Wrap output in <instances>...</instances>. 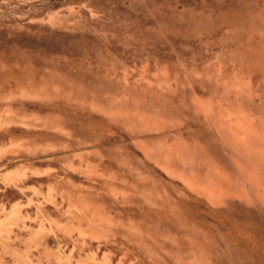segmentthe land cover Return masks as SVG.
Listing matches in <instances>:
<instances>
[{"label": "rangeland", "instance_id": "1", "mask_svg": "<svg viewBox=\"0 0 264 264\" xmlns=\"http://www.w3.org/2000/svg\"><path fill=\"white\" fill-rule=\"evenodd\" d=\"M0 264H264V0H0Z\"/></svg>", "mask_w": 264, "mask_h": 264}]
</instances>
